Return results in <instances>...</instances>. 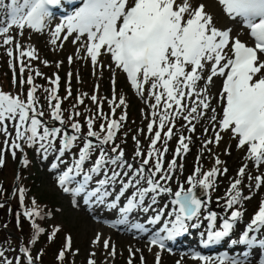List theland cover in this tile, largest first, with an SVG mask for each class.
I'll return each mask as SVG.
<instances>
[{
  "label": "snow or ice",
  "instance_id": "6c2138e0",
  "mask_svg": "<svg viewBox=\"0 0 264 264\" xmlns=\"http://www.w3.org/2000/svg\"><path fill=\"white\" fill-rule=\"evenodd\" d=\"M217 3L228 17L243 23L252 39L251 45L239 38L234 39L231 30L217 28L213 24L212 15L206 11V5L198 0H82L81 5L72 14L66 15L51 31L53 45L62 33H65L64 40L75 34L72 41L74 44L80 42L83 37V43L77 49V58H90L93 66L98 64L100 55H110L112 64L126 74L128 82L138 95L143 96L145 85H150L148 96L154 99L155 103L149 107L153 110L151 115L153 118L158 117L159 123L156 125L154 119L147 124L148 132L153 135L150 137L147 157L140 161L139 167H134L133 163L124 159L125 153L118 145L112 146L110 151L106 147L114 142L117 131L122 126L120 122L126 119V115L122 114L119 121L107 119L98 105L96 118L105 119L106 124L101 123L100 131H94V118H86L87 131L83 135L79 122L71 123L72 131L69 133L61 127H48L37 118L43 115L36 107L38 98L35 93L38 86L33 83L31 74L26 80L23 78V58L34 60L38 57L34 48L25 50L18 42L15 44L18 53L15 59L20 63L19 83L21 86L27 84L29 88L26 99L0 91V133L5 136V150H12L15 158V150L21 148V142L29 147L37 146V151L42 153L45 159L49 153L56 154V162L52 164V168H57L58 164L66 163L62 159L66 153H72L74 148L78 149L72 153L71 164L58 176V185L63 191L71 192L74 198L82 196L85 204L105 205L110 210L118 209V224L127 223L128 214L138 208L144 213L150 209L155 213L148 218L147 223L150 225L158 224L165 216L174 217L163 219V227L149 240L150 246H158L163 250L164 240L170 241L186 233V221L199 219L202 208H207V201L199 199L194 189L199 186L206 194L208 190L215 188L218 174L224 175L227 172L226 168L221 171L213 166L201 174V167L197 166L187 178L186 182L190 187L185 189L180 185L173 192V189L167 186V182L172 179L171 174L178 167L177 157H182L189 151L191 139L183 134L179 136L173 159L167 163L165 169L164 157L168 151L167 141L173 137L174 121L182 117L190 125L187 131L194 132L195 124L192 121H198L210 109L212 127H218L219 131H214V138L206 140L203 147L206 149L207 145L213 142L218 144L222 139L220 132L230 131L233 138H238L237 148L247 147L245 159L257 169V174L248 172V163L239 168L237 178L231 180L225 193V211L234 209L242 200L251 199L250 195H244L241 190L244 178L247 177L249 181V189L259 190L264 185V170H261L264 166V60L261 59V54H264V0H217ZM60 4L61 0H9L6 5V18L0 19V37H3L0 47L13 44L14 38L8 35L13 27L20 30V34L25 28L35 32L43 31L47 21L53 16L50 9ZM0 6H4L3 0H0ZM81 50L85 52L84 57L79 55ZM6 54L10 58L13 57V48L7 47ZM68 62L72 63V57L68 58ZM44 63L47 64V61ZM12 65L13 61L10 59L9 66ZM31 71L33 70L29 68V72ZM35 74L42 75L39 71ZM71 75L68 74L69 78ZM214 77L222 78V87L214 94L218 107H212L213 97L209 95V86L212 85ZM59 80V76L52 79L50 83L53 87L45 91L52 119L63 125L65 120L61 100L57 95ZM201 81H204L203 86L200 85ZM13 83H16L15 73ZM68 96H71L70 87ZM90 99L93 103L98 101L95 94ZM115 99L113 96V99L108 100V104L113 105ZM186 100L190 103H185ZM77 103H83L81 97H77ZM122 105H125V100L121 96L119 104L111 108L112 113H115L116 107ZM75 115L79 116L80 113L76 112ZM72 119L73 116L70 115L68 120ZM9 123L14 128V137H11L9 132ZM204 131L208 132V128ZM57 139L58 148L55 143ZM133 139L136 140V137ZM162 139L165 145L163 151L156 147ZM136 145L135 156L141 157L138 140ZM153 158L154 164L146 168ZM4 162L3 151H0V166H3ZM23 163L26 164L27 161ZM221 163L219 158L215 159V165ZM97 176L100 178L95 179ZM130 189L131 194L126 195ZM164 195L169 197L168 202L163 207L153 208V205L158 204V198ZM109 197L114 198L109 201ZM122 197L125 202L120 206ZM146 199L148 203L145 206ZM19 200L23 206L22 188L19 189ZM169 204L173 207L166 212ZM40 215L35 208V201L32 209H25L23 212V216L29 220ZM242 215L243 212L239 208L232 210L226 217H218L216 212L208 211L203 217L207 221L206 238L202 241L204 246L216 245L230 238L236 222ZM218 219H222V223L217 230ZM132 227L141 232L148 231L143 224H134ZM191 227L198 228L200 225L192 223ZM31 228L33 231L29 242L34 243L44 229L34 221ZM262 229L264 199H261L258 210L238 238L231 240V245H244L248 249L259 245L264 249V239L250 236L251 233H259ZM58 230L54 229L48 239L51 240ZM161 233L165 235H160ZM99 242L100 234L97 233L92 244ZM70 247L69 236L66 237L57 259L63 261L65 252ZM103 247L105 250L109 249L110 241L105 239ZM111 249L109 255L115 256V246L111 245ZM149 250L151 251V247ZM20 251L26 257L27 264H33L28 249L22 246ZM129 253L131 257V249ZM249 255V251L242 250L234 257L225 254L212 259L194 254L192 258L202 264H249ZM2 256L3 252L0 251V257ZM39 259L40 255H37L36 260ZM140 261L145 264L143 255ZM0 264L10 262L4 260ZM87 264L96 262L89 259ZM128 264H133L131 258ZM155 264H161L159 251L155 253ZM259 264H264V252L261 253Z\"/></svg>",
  "mask_w": 264,
  "mask_h": 264
},
{
  "label": "rangeland",
  "instance_id": "374dc122",
  "mask_svg": "<svg viewBox=\"0 0 264 264\" xmlns=\"http://www.w3.org/2000/svg\"><path fill=\"white\" fill-rule=\"evenodd\" d=\"M8 2L9 0H3L4 6H0V19L6 18V5ZM219 13L224 16L221 11H219ZM57 24L58 22L55 19L54 22H49L41 32H35L25 28L22 34H20V30L15 27L10 30L8 35L14 38L13 44L0 47L1 69L7 71V73L11 72L12 79L15 73L16 83H13L12 86L10 85L9 92L12 95L18 93L21 99H26L27 86H29L27 84L21 86L19 83L21 78L19 71L20 63L15 59L18 55L15 50V44L18 42L25 50L29 48H34L36 50L38 58L34 60L26 57L23 58L25 66L33 64L35 70L42 73L41 76L46 77L50 87H53L50 81L55 79L56 76H59L58 88L62 86L67 94L69 87L71 93L76 92L72 97L67 95L68 98H63L61 102V109L65 120L63 125L69 126L75 120H79V123H82L83 128H85L87 127L86 118L92 117L99 128L101 123L106 124V120L96 118L98 115V105L99 110L103 112L107 119H116L119 121V117L122 114L126 115V119L120 122L122 126L117 131L114 142L108 145V149L110 151L112 146L118 145L125 153L124 159L133 163L134 167H139L140 161L147 157L150 137L153 135L148 132L147 124L154 119L156 125L159 123L158 117L153 118L151 115L153 110L149 107L150 104L155 103L154 99L148 96L150 85H145L143 96L138 95L136 91L132 89L126 74L107 60L108 57L104 58V56L101 55L98 58V64L96 66L92 65L90 59H78L77 49L81 47L79 44L83 43V37L81 38V43L78 42L74 44L72 41L75 39V34L70 36L69 39L64 40L63 35L65 33H62L61 37L57 39V43L53 45L51 43V31L55 29ZM2 39L3 37H0V44H2ZM7 47L13 48V57L11 58L6 54ZM79 55L80 57H84V50L80 51ZM69 57H72L71 64L68 62ZM10 59L13 61L11 67L9 66ZM44 61H47V64H45ZM58 64L59 67H57ZM69 73L72 74L71 78L68 76ZM23 78L26 80L24 76ZM217 80V77L213 78V83L209 86V95L216 90ZM200 85L203 86L204 81H201ZM93 94L98 97L97 103H93L90 99ZM46 96L47 93L40 94L36 107L38 112H43L42 118L44 120L48 119L49 122H51L53 120L51 108L49 107ZM113 96H115L116 99L113 105H109L108 100L113 99ZM121 96L125 100V105H122L123 113L117 117L114 115L111 116V108L119 104V98ZM77 97H81L83 100L82 104L77 103ZM53 103H55V101H53ZM185 103L190 102L186 100ZM89 110H91L90 113ZM76 112H79L80 115L76 116ZM70 115L73 116L72 120H68ZM211 115L212 112L209 109L204 117L200 118L198 121L193 120L192 123L195 124L194 132L187 131V127L190 125H188V122L184 121L182 117L174 121L173 137L167 141L168 151L165 153L164 157V168L166 169L167 163L173 159L177 141L179 136L183 134L191 138L189 141V152L187 155L183 154L185 157H177L178 167L171 174L172 179L167 182V186H170L173 192H175L180 185H183L185 189L191 186L187 184L186 181L187 178L193 174L197 166L201 167V174L205 171H209L213 166L218 167L221 171L224 168L227 169L224 175L218 174L215 188L208 190L206 193L207 195L204 201H207V208H202L200 218L186 222V224L188 223L189 231L193 229V227H191L192 223H198L200 227L194 228L192 236L196 239H203L207 230V221L204 220L203 217L207 215L208 211L216 212L218 217H226L230 215L232 210L239 208L243 212V215L240 220L236 222L233 230L234 233L230 235V239L226 238L227 241L231 242V240L237 239V234L246 228L247 223L251 221L252 216L258 210L261 199H264V185H262L259 190L249 189V181L247 177H245L240 187L243 194L250 195L251 199L242 200L240 205L234 206V209L225 211V193L231 180L237 178L239 168L245 163H248V172L257 174V169L253 167L250 161H246L245 159L247 147L237 148L238 138H233L230 131L220 132L222 139L218 144H208L206 149L203 147L206 140L214 138V131H219L218 127L213 129L212 123L210 122ZM49 122L47 121V125ZM55 122L57 127L62 126L58 121ZM205 128H208V132L204 131ZM164 130L166 131L167 127H165ZM86 131L87 129H84L83 132L86 133ZM9 132L11 133V137H14L15 132L11 123H9ZM133 137H136V140H134ZM4 140V134L0 133V151H3L5 161L3 166H0V198L2 196L6 198L4 205L0 209V251L3 252V256L0 257V262L7 260L10 264H27L26 257L20 251V248L24 244L22 242L16 244V240H10L9 238L6 240L4 238L5 233L10 236V230H15L14 225L7 215V211L10 205L16 204L18 198L17 193L19 195V189L22 188L25 197L29 200V202L27 201L28 205L32 209L33 201H35V208L41 214L32 219L30 227L34 221L39 227L44 229L46 234L42 238L39 236L35 239L34 243L29 242L28 251L33 258V264H87L89 259L95 260L96 264H128L130 258L133 264H141V255L145 258V264H155V253L158 251L161 254V264H177L178 261L179 264H202L201 261L193 259L190 255L183 256L176 253L169 255L156 246H150L149 241L136 240L133 239L132 236L114 231L112 228L113 225L108 226L106 221L109 220L111 224L117 222L118 217L114 216L115 210H110L105 205L97 204H94L92 207H87V209L84 210L78 205V201L73 197L72 193L63 194V189L58 185V176L69 164H71L73 158L72 153L78 150L76 148L72 150V153L65 154L62 159L65 160L66 163L58 164L57 168H52V164L56 162V154L54 153H49L46 159L42 153H32L28 164L23 163L25 159L21 160L20 167L17 169V180L20 185L16 189V195L12 196L11 194L14 188H12V186L15 183H13L12 180V172L16 170L17 161L16 155L15 158L12 155V150H5ZM137 140L139 141L142 153L141 157L135 156ZM9 143H11V138H9ZM56 147H59V140L56 141ZM156 147L163 151L165 147L163 139L158 141ZM198 157L199 160H197ZM216 158L222 161L220 165H215ZM154 162L155 159L153 158L150 160V164L145 167H151ZM90 163L91 161L89 165ZM89 165H86V167ZM179 165H182V167ZM53 170H57V177H55L54 174L52 175ZM261 170H264V166H262ZM32 172L35 173L36 176L33 174L34 177L32 180L35 179L33 182L34 186L30 187L28 183L30 184L29 178ZM159 175L160 174H158V176ZM97 178L99 179L100 177L97 176ZM162 183L165 182L162 181ZM118 188L119 185L117 186V190ZM131 191L132 189H130L128 193ZM113 198L114 197H109L108 200L110 201ZM38 199L39 201H37ZM168 199L169 197L167 195L158 198V201L160 203L162 202V204H158L157 207H163L164 204L168 202ZM122 204L123 202H120V206H122ZM172 207L173 206L169 204L168 209L165 211H170ZM44 208L47 210H44ZM135 210L138 211L139 214H145L147 218L138 220L136 223H130L129 226L144 224L148 221L150 216L155 214L154 212L144 213L139 208ZM163 219L164 218L158 223L159 228L163 227ZM218 222L220 225L222 219H218ZM23 227L24 229H21L25 230L27 234L29 233V229L32 230V228L27 229V223L26 226ZM54 229L59 230L56 235L49 240L48 236ZM122 229H127V227H123ZM97 233L100 234V242L93 245L92 241ZM251 234H255L257 237L259 236L258 239H264V229L259 233ZM25 235L26 234H23L21 237H25ZM69 236L71 237V247L65 252L64 260L60 261L57 259L58 253L63 249L66 237ZM105 239L110 241V247L107 250L103 247V241ZM51 244L54 245L52 246ZM111 245L115 246V256L109 255L112 250ZM150 247L151 251L149 250ZM129 249H131L133 253L131 257ZM229 252V257H234L238 256L240 251ZM92 253H95V255L93 256ZM37 255H40L39 260H36ZM221 255H223V253H220V255L215 254L213 258L215 259ZM253 260V262L251 261L252 264H259L256 259Z\"/></svg>",
  "mask_w": 264,
  "mask_h": 264
},
{
  "label": "bare ground",
  "instance_id": "6f19581e",
  "mask_svg": "<svg viewBox=\"0 0 264 264\" xmlns=\"http://www.w3.org/2000/svg\"><path fill=\"white\" fill-rule=\"evenodd\" d=\"M198 2L200 3H204L206 5V11L209 12L212 17H213V24L219 28V29H222V30H231V36L235 39V38H239L242 42H245L248 44V39H247V36H246V33L244 31V29L246 28L243 24L239 25V24H235L233 23V20L234 19H231L230 17H228L227 14H225L223 11V14L224 16H222L219 11L222 10L221 6L217 3V0H198ZM58 9V8H57ZM59 9H62V13H68L69 11H72V8H69L68 7H64V6H60ZM59 12L56 10L54 15H58ZM221 15V16H220ZM59 16V15H58ZM230 19V20H229ZM227 20V21H225ZM84 39V38H83ZM82 40V39H81ZM81 43V42H80ZM82 44V43H81ZM79 44V45H81ZM82 51V50H81ZM108 58H110V55H108ZM90 59V58H89ZM218 80H217V84H216V90L212 93H210V96H212V106L214 107H218V100L217 98L215 97L214 94H216L219 90V88L222 87V78L221 77H217ZM203 84V83H202ZM190 102V101H189ZM214 144H217L215 142H213ZM215 147V146H214ZM118 186V185H117ZM195 192H198V191H195ZM79 200V203H82V198H78ZM148 203V200L146 199L145 201V206L147 205ZM158 204H162V202L160 203L158 201ZM157 204V205H158ZM83 205V204H82ZM90 206H92L93 204H89ZM157 205H153V208H156ZM162 207V206H161ZM77 208V207H76ZM80 209V207H79ZM80 212V211H79ZM149 212H153L151 209L149 210ZM101 213V212H100ZM135 215L136 213H130L128 214V219H127V223L128 222H136L138 220H142V219H146L147 216L146 215H141L139 216L137 219L135 218ZM86 219V218H85ZM101 222V221H100ZM96 225V224H95ZM150 226V228H153V227H156V225H150V224H147ZM240 226V225H239ZM92 227V226H91ZM234 233V232H233ZM259 235V234H258ZM259 237V236H258ZM264 237V236H263ZM183 238L181 236L179 237H176L174 238L172 241H181ZM230 239V238H229ZM205 246L200 248L201 251L205 250ZM203 253V252H202ZM104 255V253H103ZM102 257V255H101Z\"/></svg>",
  "mask_w": 264,
  "mask_h": 264
},
{
  "label": "trees",
  "instance_id": "16d2710c",
  "mask_svg": "<svg viewBox=\"0 0 264 264\" xmlns=\"http://www.w3.org/2000/svg\"><path fill=\"white\" fill-rule=\"evenodd\" d=\"M5 199L6 198L1 197L0 201H3ZM17 211H16V214H15L14 208H12V210L10 211L11 212V219L10 220L13 223V225L14 224L17 225V226H14L15 230L13 231L12 234L14 235V237H16V240H21L22 241L21 235L25 233V230H23L24 229L23 226L25 225V219H24L25 217L23 215H21L22 218L18 217V220L15 223L14 216H17ZM21 228H23V229H21Z\"/></svg>",
  "mask_w": 264,
  "mask_h": 264
},
{
  "label": "water",
  "instance_id": "95a60500",
  "mask_svg": "<svg viewBox=\"0 0 264 264\" xmlns=\"http://www.w3.org/2000/svg\"><path fill=\"white\" fill-rule=\"evenodd\" d=\"M194 192H195V191H194ZM195 193H196V195L198 196V198L202 200V198H203V193H200L199 191H198V192H195Z\"/></svg>",
  "mask_w": 264,
  "mask_h": 264
}]
</instances>
